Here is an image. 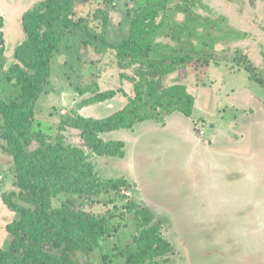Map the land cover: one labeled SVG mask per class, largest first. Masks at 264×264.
<instances>
[{"label":"rangeland","instance_id":"1","mask_svg":"<svg viewBox=\"0 0 264 264\" xmlns=\"http://www.w3.org/2000/svg\"><path fill=\"white\" fill-rule=\"evenodd\" d=\"M42 1L0 0V99L13 90L8 76L16 62L15 49L25 40L22 17ZM181 1L170 0L167 14H157L156 22L171 20L177 28L186 24V15L175 9ZM187 3L215 24L199 28L201 42L194 39L198 52L206 43L210 66L196 71L191 64L167 75L160 69L159 74L166 87H187L195 98L193 114L167 116L161 109L163 122L146 121L132 130L101 134L105 142H124L123 158L94 154L72 120L112 116L136 96V74L148 67L130 55L120 58L116 47L131 37L137 6L133 0H58L56 5L68 13L70 24L81 25L64 30L51 77L35 105L33 130L44 134L46 142L62 140L83 151L101 181L127 183L103 193L95 199L98 203L65 194L53 199L54 208L73 200L79 211L111 219L115 231L83 259L85 264H124L119 251L136 248L139 233L135 214L126 210L129 202L150 209L173 245L174 251L156 264H264V0ZM169 43L168 38L154 41ZM111 90L118 92L113 99L94 100ZM4 122L0 110L2 249L11 239L7 226L17 218L3 200L21 193ZM38 146L34 143L31 149ZM11 199L27 206L20 197Z\"/></svg>","mask_w":264,"mask_h":264},{"label":"trees","instance_id":"2","mask_svg":"<svg viewBox=\"0 0 264 264\" xmlns=\"http://www.w3.org/2000/svg\"><path fill=\"white\" fill-rule=\"evenodd\" d=\"M133 1L138 20L131 37L116 49L120 58L130 55L148 67L136 74L139 78L135 84L136 96L130 97L128 104L112 116L72 120V126L81 130L85 145L100 157L125 156L124 142H105L100 138L101 134L132 130L146 121L163 122L162 114L158 112L161 109L167 116L181 113L191 117L194 96L183 84L166 87L160 69L167 75L174 69L193 64L199 71L200 67L210 66L212 60L211 53L205 49L206 43L198 52L194 39L201 42L199 28H208V23L215 24L196 14L187 0L175 5L176 12L186 15V24H180L178 28L171 20L156 22L157 14H167L170 0ZM56 5L58 0H43L23 15L25 40L15 49L16 62L8 76L13 90L8 98L0 99V110L5 119L2 128L14 158L16 185L21 189L20 194L12 193L9 197H20L21 202L27 204L24 207L8 197L3 200L17 218L7 226L11 239L7 248H0V264H85L83 259L115 231L111 219L79 211L73 200L54 208L53 199L65 194L72 199H93L92 202L98 203L95 199L103 193L127 184L123 180L101 181L86 162L83 151L65 146L62 140H57L55 145L46 142L44 134L33 130L35 105L51 77L52 58L59 51L64 30L81 25L80 22L70 24L68 13L60 11ZM158 38H168L173 44L155 45ZM117 93L114 90L101 93L94 100L106 102ZM34 143L39 146L32 150ZM126 210L135 214L139 235L135 238L134 250L126 247L119 251L118 255L126 260L124 264H156L157 260L174 251L173 245L163 237L162 223L155 222L150 209L129 202Z\"/></svg>","mask_w":264,"mask_h":264},{"label":"crops","instance_id":"3","mask_svg":"<svg viewBox=\"0 0 264 264\" xmlns=\"http://www.w3.org/2000/svg\"><path fill=\"white\" fill-rule=\"evenodd\" d=\"M171 118V117H170Z\"/></svg>","mask_w":264,"mask_h":264}]
</instances>
